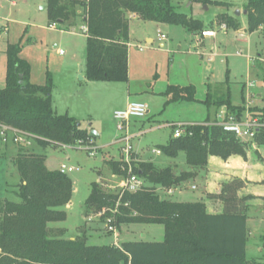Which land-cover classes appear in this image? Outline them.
I'll use <instances>...</instances> for the list:
<instances>
[{
  "label": "trees",
  "instance_id": "obj_1",
  "mask_svg": "<svg viewBox=\"0 0 264 264\" xmlns=\"http://www.w3.org/2000/svg\"><path fill=\"white\" fill-rule=\"evenodd\" d=\"M46 1L49 20L54 25L84 18L88 28L85 77L94 83L128 82L130 15L179 26L194 35L206 27L202 20L179 13L172 0ZM244 11H247L249 34L264 29V0H247ZM238 21L237 17L222 16L220 29L225 25L238 31L241 29ZM22 52L21 44L9 45L6 51V87L0 89V125L27 134L44 149L50 145L95 146L90 138L92 129L83 128L79 120L67 114L55 112L54 79L49 73L45 85L31 83V65L21 58ZM165 95L169 104L196 101L193 85L169 86ZM213 95L209 87L205 100L209 117L205 123L187 125L184 136L158 146L162 155L169 158L183 152L191 171L178 173L177 166L161 168L151 162H134L135 173L145 182L142 190L122 194L93 184L86 202L87 213L102 214L103 223L112 219L111 225L118 230L130 225L164 226L163 242L90 246L85 235L63 239V232L50 229L49 224L67 219L63 208L72 201L73 181L59 170H50L45 155L21 148L14 159L20 184L13 193L19 202L0 198V264H264L247 259V211L256 198L240 197L246 181L233 178L222 186L219 194L208 195L209 199L223 204L220 214H209L202 201L175 202L158 193V189L180 188L195 178L193 171L207 167L210 157L246 158L248 145L264 147V127L247 143L225 132L219 121H212L214 107L238 110L231 105L229 91L226 100H217ZM235 117L237 122L245 121L239 114ZM253 119L264 125V115H254ZM122 159H112L108 165L112 175L126 179L129 173L124 170ZM133 159L136 160L135 154Z\"/></svg>",
  "mask_w": 264,
  "mask_h": 264
},
{
  "label": "rangeland",
  "instance_id": "obj_2",
  "mask_svg": "<svg viewBox=\"0 0 264 264\" xmlns=\"http://www.w3.org/2000/svg\"><path fill=\"white\" fill-rule=\"evenodd\" d=\"M179 13L200 19L205 29L196 36L179 26L158 24L141 19L130 20L129 80L127 83H94L81 80L82 67L87 61V27L83 17L65 24L49 20L46 0H0V89L6 87L7 55L9 45L21 44V58L31 65V83L43 86L47 74L54 79L53 103L58 115L69 111L80 117L85 129L99 134L97 155L92 157L89 146L64 147L50 145L46 149L34 140L31 145L0 143V198L19 202L14 195L15 186L20 184V174L14 165L19 150L45 155L47 166L56 171L62 165L75 170L68 174L74 184L70 204L63 210L67 213L64 222L50 223L49 228L62 231L63 239L72 240L85 235L90 246H120L127 242H163L165 228L162 225L123 226L115 236L108 231V225L101 221V214L87 213L86 202L92 193L93 184L103 190L116 192L120 184H112L113 175L104 154L112 152L116 160L122 159L119 145H113L114 137L120 136L114 112L124 107L128 93L133 99L143 102L150 110L149 117L140 120L145 123V135L132 141L135 152L144 159L166 168L177 166L178 173L187 171L186 156L181 152L176 158H169L156 152L174 134L172 124L185 125L190 121H201L208 115L205 99L208 85L215 88L213 97L226 100L231 95L230 109L214 107L224 119L251 120L252 116L264 115V29L249 34L247 18L243 14L247 0H172ZM240 11L241 15L236 16ZM80 12V11H79ZM81 15V13H79ZM222 16L237 17L241 29H220ZM219 31L215 38L197 41L202 32ZM167 39L159 41L161 35ZM202 38V37H201ZM63 51L65 55H60ZM240 53V55L238 54ZM260 55V57H259ZM203 56V57H201ZM254 58V63L250 62ZM255 65V66H254ZM193 85L196 89L195 102L169 104L165 96L169 86ZM242 110V111H241ZM158 120L159 122H153ZM236 120V119H235ZM94 141V140H93ZM9 148V149H8ZM91 148H94L91 147ZM8 149V150H6ZM5 152L6 155L1 154ZM261 158V154L247 146L248 159ZM236 157V156H234ZM238 157V156H237ZM240 157V156H239ZM119 178V182H122ZM195 178L190 179L180 196H168L175 202H196L201 196V186ZM264 186V181L261 183ZM196 186L198 189L193 190ZM257 199V198H256ZM249 239L248 259L250 262L264 261V198L257 199L248 211Z\"/></svg>",
  "mask_w": 264,
  "mask_h": 264
},
{
  "label": "crops",
  "instance_id": "obj_3",
  "mask_svg": "<svg viewBox=\"0 0 264 264\" xmlns=\"http://www.w3.org/2000/svg\"><path fill=\"white\" fill-rule=\"evenodd\" d=\"M16 1H18V0L12 1L13 5H16ZM24 1H26V0H24ZM130 19H138V18L135 15H130ZM162 26H164V25H162ZM216 32L218 33L219 31H216ZM130 33H131V30H130ZM130 36H131V34H130ZM196 36H199V35H196ZM201 37H200V39L197 38V41L201 42V41H204L206 39H212V38H203V37L201 38ZM159 41H160V38H159ZM160 42L162 43V41H160ZM129 45H130V41H129ZM61 52H63V51H60V55L64 56L65 53L61 54ZM201 57H203V56H201ZM259 57H260V55H259ZM250 62L254 63L253 61H250ZM82 68H84V72H82L81 80H85L86 79L85 67H82ZM172 86H175V85H172ZM176 86H180V85H176ZM181 87H186V86H181ZM209 87L211 88V91L213 93V91L216 87L214 88L213 85H211V84L208 85V89H209ZM166 92H167V90H166ZM207 92H208V90H207ZM206 98H207V96H206ZM167 101H168V98H167ZM130 103H142L143 104V102H139V101L134 100L133 95L128 93L124 107L122 109H118L116 111L126 109ZM179 103H183V102H179ZM207 110H208V108H207ZM148 111H149V113L147 115V118L150 115V110H148ZM66 114L77 119V120H79V121L81 120L80 117H77V115L70 114L69 111L66 112ZM221 115H222V113H220V112L216 113L213 110V116L211 117L212 121H215V120L219 121V116H221ZM208 117H209V110H208V115L206 118L202 119L201 121H190V122L186 123L185 125L203 124V123H205V121L207 120ZM113 119H114V117H113ZM139 121L140 120H132L130 125H129L128 133L132 137V141L135 140L136 138L140 139V137H142L143 135L146 134L145 133V126H146L145 123L142 122L141 125L138 126L137 122H139ZM153 122L156 123L159 121L154 120ZM176 125H178V124H176V123L172 124V128H173L174 132H175V126ZM119 137L120 136H117V137L115 136L112 144L120 146L119 151H120V156H122V153H121L122 145L117 143V139ZM172 138H174V134L171 135L170 140ZM169 141H168V143H169ZM93 142L95 145L94 147L99 150L100 148L98 147V144L95 142V139ZM6 145H8V144H5V146ZM8 149H6V150H8ZM155 150H159L158 147ZM253 151H257L259 154H261V158H259L258 160L257 159L253 160L250 155L248 156L247 160H244L242 157H239V156L238 157L237 156L231 157L228 160H223L219 157H210L208 160L207 167H205L203 169H196L193 171V173L196 174L194 181L196 183H199L201 186V189H202L201 196L199 197V199L196 202H199V201L204 202L207 206V211L209 214H220V213H222L223 212V204L220 201L209 199L208 195L219 194L222 186L226 182L230 181L233 178H240V179H243L244 181L247 182L246 187L243 190H241L239 193L240 197L253 196L257 199L264 198V186L261 185V183L264 181V147L253 145ZM104 154H106L109 157V160L104 159L106 164H108V162L110 160L115 159V157L112 155L113 153L111 151L106 152ZM134 154L136 155V160L138 163L139 162H147L144 159V156L142 155V153L135 152V150H134ZM160 154H162V153H160ZM1 155L5 156L6 153L4 152ZM120 160H121V158H120ZM120 160H116V161H120ZM187 171H191V169L189 168ZM183 172H185V171H183ZM113 178L114 179L111 180L112 184H118L119 185L121 183L118 181L119 177H116L113 175ZM186 183H184L180 188L171 189L168 191L164 190V189H158V193L161 194V192H166V194L168 196H173L175 193H178L181 196L184 193L182 189L186 187ZM192 189L197 190L198 188L196 186H193ZM257 199H255L252 202V205H254V202ZM70 206H72V204H70ZM248 226H249V220H248ZM249 234H250V231H249ZM248 239H249V237H248ZM246 252L248 255V244H247Z\"/></svg>",
  "mask_w": 264,
  "mask_h": 264
},
{
  "label": "built area",
  "instance_id": "obj_4",
  "mask_svg": "<svg viewBox=\"0 0 264 264\" xmlns=\"http://www.w3.org/2000/svg\"><path fill=\"white\" fill-rule=\"evenodd\" d=\"M51 29H56V25H51ZM226 30L227 27L223 25L221 30ZM85 32H88V28H85ZM217 32L212 30H207L202 32L201 36L203 38H215ZM167 37L165 35H161L160 41L166 40ZM61 54H64L61 52ZM240 55V53H239ZM250 61L254 62L253 58H250ZM148 107L142 103H130L126 109L119 110L114 113V120L116 122L117 130L121 133L120 137L117 139V143L121 144V153H122V161L125 163L124 170H128L129 176L126 179H123L120 183V190L122 194L125 192L136 193L139 190H142L145 187V182L135 173V167L133 166L134 162L137 160L133 159L134 155V147L132 144V137L128 133L129 125L132 120H142L145 119L148 115ZM219 124L223 127L225 132L233 133L239 140L243 142L250 143L252 142L257 134V131L264 127L257 119L253 120H245L244 122H237L234 118L225 121L222 116H219ZM187 125L178 124L175 126L174 137L180 138L186 134ZM0 137L3 144H7L8 142H12L16 145H31V137L27 134L18 131L16 129L1 126L0 125ZM66 147V146H64ZM93 146H89V152L92 157L97 155V149L91 148ZM157 153H161L160 150H156ZM75 170L72 166L62 165L59 171L62 174H69ZM102 216V214H101ZM112 219L107 221L108 231L111 232L115 236L118 234V229L111 225Z\"/></svg>",
  "mask_w": 264,
  "mask_h": 264
},
{
  "label": "water",
  "instance_id": "obj_5",
  "mask_svg": "<svg viewBox=\"0 0 264 264\" xmlns=\"http://www.w3.org/2000/svg\"><path fill=\"white\" fill-rule=\"evenodd\" d=\"M243 14L246 16L247 15V11H244ZM240 15H241V12L240 11L236 12V16L239 17ZM81 71L84 72V68H82ZM90 138H92L93 140L94 139H98L99 138V134H97L94 131H91Z\"/></svg>",
  "mask_w": 264,
  "mask_h": 264
}]
</instances>
